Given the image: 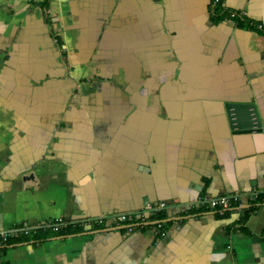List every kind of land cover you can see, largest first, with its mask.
<instances>
[{
	"label": "crops",
	"instance_id": "1",
	"mask_svg": "<svg viewBox=\"0 0 264 264\" xmlns=\"http://www.w3.org/2000/svg\"><path fill=\"white\" fill-rule=\"evenodd\" d=\"M213 1L0 0L3 240L161 202L172 221L11 245L0 264H264V33L214 22ZM223 5L264 24V0ZM229 103L263 129H233ZM221 195H241L228 216L186 208Z\"/></svg>",
	"mask_w": 264,
	"mask_h": 264
},
{
	"label": "trees",
	"instance_id": "2",
	"mask_svg": "<svg viewBox=\"0 0 264 264\" xmlns=\"http://www.w3.org/2000/svg\"><path fill=\"white\" fill-rule=\"evenodd\" d=\"M224 0H218L217 2L212 3L210 6V12H211V18L214 22L229 20L234 22L236 25L240 27H245L247 29H254L257 31H260L264 33V30H259L256 26V23L253 21H249L246 19L243 15L236 11L229 10L224 7ZM256 206H251L248 210L245 211L244 215L241 217L240 221L241 224L239 225L238 229L240 232H246L247 227L245 226L246 221L249 219L250 215L253 213V209H255ZM229 211H226L224 215L222 216H228ZM153 221H159L158 224H153L156 227H159V234L165 233L167 230V227L171 224L172 221H169V216L165 210L158 212L157 214H153L150 216V219L148 222ZM152 226L150 225H141L134 227H147ZM104 226H93V229H99L103 228ZM84 226L81 225H75V226H67L65 228H62L61 230L55 232L49 228L39 227L36 229L29 230L26 234H20L19 237L11 238L10 236L6 237L5 240H3V237L0 236V252L1 254H4V251L8 249L11 245H17L22 243H28L30 241L41 243L43 241L49 240L53 237L63 236V235H69V234H75L80 233L84 230Z\"/></svg>",
	"mask_w": 264,
	"mask_h": 264
},
{
	"label": "built area",
	"instance_id": "3",
	"mask_svg": "<svg viewBox=\"0 0 264 264\" xmlns=\"http://www.w3.org/2000/svg\"><path fill=\"white\" fill-rule=\"evenodd\" d=\"M261 193H253L248 195L250 199L257 200ZM241 198V195H221L217 197L210 196H200L195 202L186 205V208L191 209L193 207L203 208L210 207L216 210L219 214L224 215V213L231 209L233 202L238 201ZM264 202V201H263ZM167 204L165 202L157 203L155 205H148L145 209L136 211V212H128V213H118L114 215L108 216H99L96 218H86L81 220H68L63 216L56 217L55 219L49 221L48 223L42 225L41 227L49 228L55 232L65 228L67 226H75L81 225L86 228L100 225L105 226L109 221L113 220L116 225H123L128 230L132 231L134 227L141 226L144 224H149L148 222L150 216L153 214H157L160 211L166 210ZM155 224H158L159 221H153ZM23 232L27 233L31 230V227L28 225H24L21 229Z\"/></svg>",
	"mask_w": 264,
	"mask_h": 264
},
{
	"label": "water",
	"instance_id": "4",
	"mask_svg": "<svg viewBox=\"0 0 264 264\" xmlns=\"http://www.w3.org/2000/svg\"><path fill=\"white\" fill-rule=\"evenodd\" d=\"M227 114L232 128L239 133L260 131L263 129V122L256 105L253 103H229L227 104ZM150 224L153 225L155 222L147 225ZM88 229H91V227H88Z\"/></svg>",
	"mask_w": 264,
	"mask_h": 264
},
{
	"label": "flooded vegetation",
	"instance_id": "5",
	"mask_svg": "<svg viewBox=\"0 0 264 264\" xmlns=\"http://www.w3.org/2000/svg\"><path fill=\"white\" fill-rule=\"evenodd\" d=\"M218 0H214V2H217ZM256 26L259 30H264V24L263 23H256Z\"/></svg>",
	"mask_w": 264,
	"mask_h": 264
}]
</instances>
